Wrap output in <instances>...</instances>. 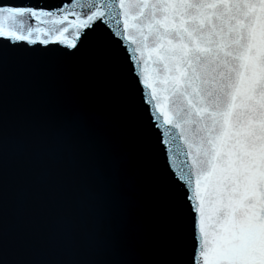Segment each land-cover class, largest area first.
<instances>
[{
    "label": "snow or ice",
    "instance_id": "obj_1",
    "mask_svg": "<svg viewBox=\"0 0 264 264\" xmlns=\"http://www.w3.org/2000/svg\"><path fill=\"white\" fill-rule=\"evenodd\" d=\"M0 264H264V0H0Z\"/></svg>",
    "mask_w": 264,
    "mask_h": 264
},
{
    "label": "water",
    "instance_id": "obj_2",
    "mask_svg": "<svg viewBox=\"0 0 264 264\" xmlns=\"http://www.w3.org/2000/svg\"><path fill=\"white\" fill-rule=\"evenodd\" d=\"M66 2L70 3V0H66ZM45 3L57 4V3H59V0H45ZM70 19H71V17H70Z\"/></svg>",
    "mask_w": 264,
    "mask_h": 264
}]
</instances>
